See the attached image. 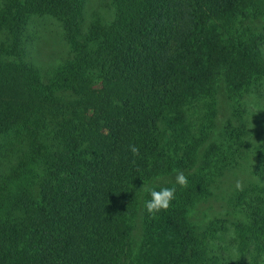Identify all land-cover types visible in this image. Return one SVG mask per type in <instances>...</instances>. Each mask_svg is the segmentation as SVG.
<instances>
[{
    "label": "trees",
    "instance_id": "trees-1",
    "mask_svg": "<svg viewBox=\"0 0 264 264\" xmlns=\"http://www.w3.org/2000/svg\"><path fill=\"white\" fill-rule=\"evenodd\" d=\"M111 3L113 20L82 32L83 0H0V264H256L214 246L233 229L241 253L264 248L263 178L234 191L230 219L189 214L225 170L264 162L244 104L264 80V0ZM35 16L71 48L47 78L30 56ZM221 92L232 113L202 150L192 110L204 102L213 126ZM177 171L187 187L152 186L176 194L149 214L143 186Z\"/></svg>",
    "mask_w": 264,
    "mask_h": 264
},
{
    "label": "rangeland",
    "instance_id": "rangeland-1",
    "mask_svg": "<svg viewBox=\"0 0 264 264\" xmlns=\"http://www.w3.org/2000/svg\"><path fill=\"white\" fill-rule=\"evenodd\" d=\"M113 18L114 8L111 0H83L82 20L80 23L82 32L86 31L94 21L109 23ZM256 24L260 26L258 28L260 29L264 23L258 21ZM28 31L35 35L34 40L30 44V56L42 70L45 78H47L51 67L71 55L70 45L64 38L60 23L51 16H35L28 26ZM224 93H218L215 97L216 114L213 117V126L209 123L207 116L205 117L204 115L208 112V107L204 102L198 104L192 110L191 117L196 124V136H205L202 150L211 141L219 137V133H221L230 119L232 102ZM244 104L248 111L250 129L252 131L264 130V80L253 85L251 91L244 97ZM198 108L200 109L196 113L195 110H198ZM201 124H203L202 127ZM263 163L257 164L253 157L250 156L243 159L238 167L225 170L218 175L212 186L211 195L195 204L189 214L190 220L196 224L204 225L216 218L229 217L230 219L231 206L229 200L237 189V180L244 185L249 180L264 179ZM176 173L157 176L145 185L148 187L161 186L176 181ZM142 210L143 199L137 215L136 236L138 238H141L143 233ZM227 224L231 226L230 222H227ZM214 247L216 252L224 259L264 264V248L257 249V246H253L247 252L241 253L233 229L220 235L215 241Z\"/></svg>",
    "mask_w": 264,
    "mask_h": 264
},
{
    "label": "clouds",
    "instance_id": "clouds-1",
    "mask_svg": "<svg viewBox=\"0 0 264 264\" xmlns=\"http://www.w3.org/2000/svg\"><path fill=\"white\" fill-rule=\"evenodd\" d=\"M128 147L133 156L139 155L138 146H136L135 144H130ZM176 184L180 185L181 187H187L188 185L187 177L182 171H177L176 173ZM143 188L144 191H146L150 196V199L145 201V209L151 215H155L161 210H167L170 207L171 202L175 199V186L161 187L159 188V190H157L156 188L148 187L146 185H144ZM236 188L238 190L243 189V184L241 181L237 180Z\"/></svg>",
    "mask_w": 264,
    "mask_h": 264
}]
</instances>
